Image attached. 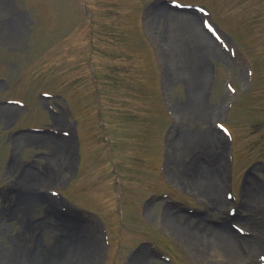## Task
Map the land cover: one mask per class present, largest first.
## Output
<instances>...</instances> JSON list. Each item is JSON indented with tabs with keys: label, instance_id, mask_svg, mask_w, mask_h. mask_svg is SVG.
I'll use <instances>...</instances> for the list:
<instances>
[{
	"label": "rangeland",
	"instance_id": "374dc122",
	"mask_svg": "<svg viewBox=\"0 0 264 264\" xmlns=\"http://www.w3.org/2000/svg\"><path fill=\"white\" fill-rule=\"evenodd\" d=\"M173 12L195 19L215 48L190 54L205 68L195 99L167 48ZM200 30L182 37L195 46ZM172 36L171 43L180 39ZM188 105L199 112L188 132L214 135L223 165L221 207L176 184L168 164L169 139L186 125L181 114ZM6 107L0 193L18 182L12 164L51 173L54 179L36 193L98 240L92 261L83 264H134L139 253L149 263L205 264L211 246L201 249L176 231L195 218L256 238L255 250L236 241L238 264H264V0H0V112ZM26 135L61 138L71 162L64 167L46 159L45 147L18 144ZM173 141L180 163L194 149L200 164L212 159L201 144L183 151L181 140ZM243 186L260 192L245 212ZM3 203L0 195V210ZM31 207L21 219L44 216L43 205ZM165 209L175 215L170 226ZM21 231L19 219L0 216V264H34L35 246L17 239ZM50 235L37 234L34 244L45 247Z\"/></svg>",
	"mask_w": 264,
	"mask_h": 264
},
{
	"label": "bare ground",
	"instance_id": "6f19581e",
	"mask_svg": "<svg viewBox=\"0 0 264 264\" xmlns=\"http://www.w3.org/2000/svg\"><path fill=\"white\" fill-rule=\"evenodd\" d=\"M160 11H162L161 8L154 9L152 12V18L155 17L156 14L158 15ZM171 14L173 16H171L170 19L169 30H171L172 33L174 32V34H178L180 39H176L174 43H171V41L173 42V36L171 33L167 48L168 51L171 52L170 57L173 59V69L176 68L177 70V67H179L178 74L187 77V80L190 83L191 95L195 99L205 75V68L201 64L193 61V58H190V54L194 57V54L196 55V53H211L212 49L215 48L207 35L200 30L195 19L185 14H176L174 12ZM149 25L151 26L152 23L150 24L149 22ZM195 29H199L200 31H198L199 34L197 33L194 37L196 38V44L194 46L192 44L194 40L190 41L187 36L182 37V35L183 33L189 34L190 32H195ZM188 107H190V105H188L181 114L182 120L186 122V125L182 123L181 131L178 134V137L175 138V141H173V137L172 139H169L167 150L171 152L170 157L168 158V164L169 167H171L172 176L174 181H176V184L184 185V190L187 192H197L200 196L204 197L206 202L212 207H221L226 205L225 199L220 196L219 192L216 191V188L222 186L223 183V165L220 162L218 154L214 151V135L212 132L208 131H203L198 135L195 130L188 132L194 118L199 116L198 110H189ZM9 109L10 108L6 107L0 112V120L11 118L10 111H8ZM170 141H179V150L182 149L183 151L190 150L195 145L201 144L203 145V147H201L202 150L206 148L205 151L210 154L212 159L208 165H205V161L200 164L199 157L195 153L197 152V149H194L190 153L189 159L180 163L174 152L170 149V146L172 145ZM21 142L27 145L35 144L40 147H45L50 152V155H48L46 159H58L60 165L71 162L70 152L66 150L67 145L61 138L51 135H26L18 137L17 143L19 144ZM10 171L12 175L18 174V182L7 192L0 193L4 198V206L0 210L1 220L5 222L7 220H20L23 231H21L17 239L22 238V240L29 241L31 247L33 245L35 246L33 250L30 249L31 253L29 252L33 256L34 264H83L86 258L92 261L95 256L94 254L98 250V240L94 238L85 227L61 216L60 213L53 209V206L48 201L49 198L40 194V192L36 193L37 189H34V187L43 182H50L53 180L54 177L51 176L52 174L50 173V175L48 174V176H46L42 173H37L29 167L25 166V168H20L19 165L13 164L10 167ZM259 193L260 192L255 191V189L243 186L241 198L245 200V204L242 206L244 212L248 209L246 204L248 206V203L255 202L260 196ZM32 205H43L44 216L37 220L27 218L25 221L24 218L21 219L28 215V211L31 210L30 207ZM152 207H154V204L150 203L148 210H151ZM165 210L164 215L166 219H164V221L169 225L170 222L175 221V215L173 216L172 212H169V209ZM195 219H197V222H194L190 227H187L188 225H186L185 230L178 228L176 231L181 235H186L187 238H189L188 240L193 239V242H199L198 244L201 249H204V246H211L212 254L205 258V264H238V261L243 259V255L239 252V248H236L237 240H245L252 250L258 249L259 247L255 240L256 238L253 240H246L241 237H236L232 229L228 228L225 223L216 224V227H211L208 224L202 223L201 220L199 221V218ZM43 232H49L51 234L50 240L45 247L42 246L43 244L35 245L34 243L37 240L36 235L40 233L43 234ZM209 235L211 237H209ZM205 252H203V254L207 255L208 253L206 254ZM37 253H40L41 256L37 257ZM147 257V254L139 253L134 264H156L153 261L149 263Z\"/></svg>",
	"mask_w": 264,
	"mask_h": 264
}]
</instances>
